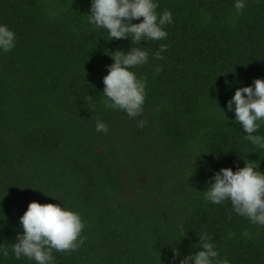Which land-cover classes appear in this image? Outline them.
<instances>
[{
    "label": "trees",
    "instance_id": "1",
    "mask_svg": "<svg viewBox=\"0 0 264 264\" xmlns=\"http://www.w3.org/2000/svg\"><path fill=\"white\" fill-rule=\"evenodd\" d=\"M89 3L0 0V23L16 34L0 52V264H36L10 245L30 200L62 203L84 222L80 246L53 249L54 264H176L173 248L195 251L202 233L230 264H264V225L202 196L221 166L250 159L264 172V148L221 110L236 87L264 78V0L239 15L234 0H158L173 22L165 39L137 45L149 61L133 68L145 80L136 118L103 105L108 52L131 41L90 25ZM160 43L162 59L152 55Z\"/></svg>",
    "mask_w": 264,
    "mask_h": 264
},
{
    "label": "clouds",
    "instance_id": "2",
    "mask_svg": "<svg viewBox=\"0 0 264 264\" xmlns=\"http://www.w3.org/2000/svg\"><path fill=\"white\" fill-rule=\"evenodd\" d=\"M245 4L246 0H234L236 15ZM157 6L158 0H90L88 23L106 30L108 38L127 37L131 41L125 50L118 48L108 52L112 62L105 66L107 71L102 76L100 94L106 109L122 110L132 118L143 112L145 80L133 68L147 64L149 53L137 45L145 40L165 39L168 35L165 25L173 22L170 10L158 13ZM15 42V32L7 24L0 23V52H8ZM166 49L167 44L160 43L152 55L162 59ZM159 70L160 66L156 65L154 71ZM221 110L224 116L225 110L232 111V119L239 123L243 138L264 148V135L257 131L264 124V78L254 77L251 84L236 87ZM95 129L107 132L108 125L97 119ZM202 196L214 204L228 201L236 214L253 224L264 225V172L258 169L256 160L244 159L243 166L235 169L221 166L206 180ZM19 222L21 231L10 243L11 254L17 259L23 256L36 264H54L53 249L69 252L82 243L84 222L78 211L62 203L30 200L19 216ZM193 247L195 251L182 256L173 248V257L179 256L176 264H230L219 256L214 241L205 233L199 236L198 246ZM8 254V247L0 244V256Z\"/></svg>",
    "mask_w": 264,
    "mask_h": 264
}]
</instances>
